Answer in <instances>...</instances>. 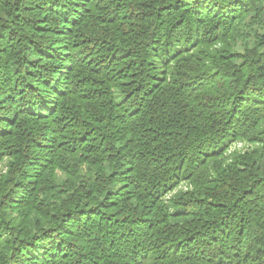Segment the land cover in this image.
I'll return each instance as SVG.
<instances>
[{"label":"trees","instance_id":"obj_1","mask_svg":"<svg viewBox=\"0 0 264 264\" xmlns=\"http://www.w3.org/2000/svg\"><path fill=\"white\" fill-rule=\"evenodd\" d=\"M256 143L264 0H0V264H264Z\"/></svg>","mask_w":264,"mask_h":264},{"label":"rangeland","instance_id":"obj_2","mask_svg":"<svg viewBox=\"0 0 264 264\" xmlns=\"http://www.w3.org/2000/svg\"><path fill=\"white\" fill-rule=\"evenodd\" d=\"M243 144H241V142H237L235 145H234V147L232 148V149H239V147H241ZM248 145V144H247ZM248 147L251 149V148H259V149H264V146L263 145H261V144H253V145H248ZM231 149V150H232Z\"/></svg>","mask_w":264,"mask_h":264}]
</instances>
